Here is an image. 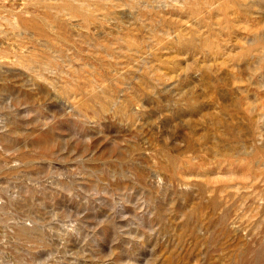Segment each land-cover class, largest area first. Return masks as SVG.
Here are the masks:
<instances>
[{"label":"rangeland","instance_id":"obj_1","mask_svg":"<svg viewBox=\"0 0 264 264\" xmlns=\"http://www.w3.org/2000/svg\"><path fill=\"white\" fill-rule=\"evenodd\" d=\"M0 264H264V0H0Z\"/></svg>","mask_w":264,"mask_h":264}]
</instances>
